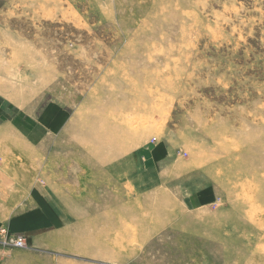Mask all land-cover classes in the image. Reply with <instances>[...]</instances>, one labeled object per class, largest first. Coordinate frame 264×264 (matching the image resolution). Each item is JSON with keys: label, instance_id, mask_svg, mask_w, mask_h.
<instances>
[{"label": "rangeland", "instance_id": "374dc122", "mask_svg": "<svg viewBox=\"0 0 264 264\" xmlns=\"http://www.w3.org/2000/svg\"><path fill=\"white\" fill-rule=\"evenodd\" d=\"M35 185L0 264H264V0H0V228Z\"/></svg>", "mask_w": 264, "mask_h": 264}, {"label": "crops", "instance_id": "0c3cea01", "mask_svg": "<svg viewBox=\"0 0 264 264\" xmlns=\"http://www.w3.org/2000/svg\"><path fill=\"white\" fill-rule=\"evenodd\" d=\"M11 137L16 140L17 143L22 146H12L11 150L12 155L17 161L18 158L22 160V158H27V146L28 142L26 136H24L19 130L12 129L10 131ZM20 164H18L19 166ZM34 178V170L31 168L28 169V173L23 174L22 180L19 181L18 178H13V181L9 182L14 188L15 192L21 191L22 184L30 185L33 182ZM16 188V189H15ZM42 186L35 185L22 191L25 193L23 198H20V202L22 205L21 209L18 213L13 214L6 221L9 228L14 232H22L27 233L29 237V241L31 243V248L35 250H46V249H56L63 244L59 242H55V239L62 237L64 239V235L68 231H61V227H54L51 222V209L50 205L45 204L48 203L50 194L46 193ZM58 223V222H57ZM70 235H67L69 238ZM64 263V262H62ZM70 264V263H67Z\"/></svg>", "mask_w": 264, "mask_h": 264}, {"label": "built area", "instance_id": "2783aa9c", "mask_svg": "<svg viewBox=\"0 0 264 264\" xmlns=\"http://www.w3.org/2000/svg\"><path fill=\"white\" fill-rule=\"evenodd\" d=\"M0 243L7 247H26L27 237L25 233H10L6 228H0Z\"/></svg>", "mask_w": 264, "mask_h": 264}]
</instances>
